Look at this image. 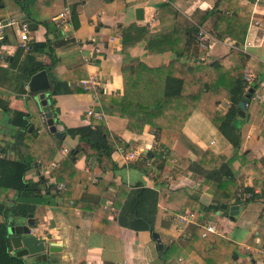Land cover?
<instances>
[{
	"label": "crops",
	"instance_id": "0c3cea01",
	"mask_svg": "<svg viewBox=\"0 0 264 264\" xmlns=\"http://www.w3.org/2000/svg\"><path fill=\"white\" fill-rule=\"evenodd\" d=\"M160 1L38 0L34 3L35 0H29L25 3L26 0H2L4 6L0 8V19L12 17L22 21L28 17L36 23L35 29H29V43L47 42L45 50L36 53L37 59L51 66L52 74L58 79L69 77L68 83H73L79 88L54 96V111H50L55 124L63 133L61 138H58L50 132L46 124L39 103L34 98L36 93L28 92L29 79L21 80L20 68L28 52H24L20 46L15 47L19 41L17 29L13 27L5 31L4 42L12 47L9 49L7 63H0V98L8 102L13 110L26 108L31 112L33 124L37 127L36 132L40 137L34 148H29L27 143L21 148L25 154L33 152L31 155H36L34 159L38 162V167L35 165L26 178L37 180L42 176L47 179L50 171L59 166L54 167L53 162L58 160L60 164L62 160L61 147L69 150L78 145L83 151H87L89 142L66 133V128L82 125L93 128V119L103 120L110 135H115L120 141L111 153L117 164L115 169L107 166L101 169L95 155L87 156L83 153L77 157L73 162L75 176H81L83 181L80 183L76 178L72 180V197L63 196V189H58V193L53 191L55 195L43 193L29 199L34 208L32 216L27 217L24 224L29 218L28 224L32 233L45 239L48 249L35 255L26 251L24 256L27 264H78L81 261L85 264H214L212 260L198 255L195 251L196 245L188 242L187 230L196 224H187L182 233L174 227L171 217L182 210H193L200 224H217L224 233L219 236L235 245L234 250H231L227 243L219 244L216 253L223 255L224 264H264V254L260 251H264V236H261L264 234V173H259L251 162L233 161L237 193L239 194L245 186H251L255 179H259L262 183L254 186V190L259 192L258 196L244 204L234 202V199L221 203L226 205L225 209L221 205L219 209H205V206L215 203L216 181L204 178L180 164L176 158L165 161L164 174L159 176V170L154 163L150 159L145 163L142 158V155L155 145L152 128L146 125L141 133L132 132L125 127L124 118L106 114L102 107L101 93L120 95L123 92L119 27L136 24L153 30L160 25L157 17ZM21 2H24L26 10L21 6ZM173 4L183 13L190 15L196 7H211L213 0H174ZM64 8H68L71 14L72 26L67 29L58 25V14ZM137 8L142 9L141 19L136 17ZM27 12L32 17L27 15ZM252 18L258 20L259 24L252 23ZM263 19L264 3L262 0H254L244 41L235 44L229 37L216 38L208 46L209 62L225 56L231 49L245 52V76L249 75L252 80L257 78L260 81L255 94L264 88ZM44 22L53 23V26H45ZM203 28L210 31L209 22L203 25ZM130 53L149 66L167 63L172 57L171 51L158 53L147 49L145 40L134 44ZM49 79L51 83V78ZM83 79L93 81L90 85L94 87H87L81 82ZM21 85L25 92L19 90ZM255 94L246 103L245 116L240 123V152L248 150L264 154V142L260 135L264 105ZM47 99L50 108V97ZM227 106V100H221L217 104L220 110H225ZM91 107L94 111L102 110L103 118L87 116L86 111ZM18 129L17 125L9 122V114L0 107V156L12 158L16 155L14 140ZM182 132L183 137L175 140L173 150L189 161H194L197 155L187 146L186 141L193 143L198 150H212L222 160L229 158L230 143L199 109L191 112ZM58 140L61 141L60 144ZM130 153L133 157H130ZM140 187L159 191L153 214L156 231L134 229L120 225L117 221L128 192ZM1 194L6 193L0 191V198ZM245 196L249 197L250 194ZM79 197L88 204L81 207L73 204ZM94 204L96 207H93ZM231 205H237L233 217L228 214ZM97 206L100 214L96 211ZM196 226L201 227L199 224ZM14 228V224L8 225L10 236V230ZM253 228L256 230L254 236H251L250 231ZM20 232L15 230L16 234ZM152 232L158 233V239L153 237ZM173 240L178 246L170 254L169 261H165L162 255L165 242ZM159 243L162 244L161 247ZM19 249L22 248H15L11 244L13 252ZM219 250L221 252H218Z\"/></svg>",
	"mask_w": 264,
	"mask_h": 264
},
{
	"label": "trees",
	"instance_id": "16d2710c",
	"mask_svg": "<svg viewBox=\"0 0 264 264\" xmlns=\"http://www.w3.org/2000/svg\"><path fill=\"white\" fill-rule=\"evenodd\" d=\"M37 1L35 0L34 3ZM173 1H160L157 7L160 25L153 30L136 24L119 27L123 92L120 95L101 93L102 107L106 114L124 118L125 127L132 132L141 133L146 125L152 128L155 145L143 154L142 158L145 163L147 159L154 163L159 170V176L164 174L165 161L176 158L180 164L201 174L204 178L216 181L215 203L203 206L205 209H219L221 203H228L231 199L244 204L258 196L259 192L254 190V186L262 182L255 179L251 186H245L238 194L233 161L251 162L258 172L263 174L264 154L248 150L240 152V123L245 116V111L239 108L238 101L243 95L252 98L260 81L257 78L250 83L246 81L244 77L246 55L241 50L231 49L225 56L209 62L208 47L199 45L196 34L200 27L209 22V29L215 38L229 37L235 44L242 43L245 39L254 0L248 2L213 0L211 7H196L190 15L178 9ZM20 4L26 10L23 2ZM3 6L0 0V8ZM27 15H29L28 12ZM44 25L47 26L48 22H44ZM73 25H76L74 15ZM141 40H145L147 49L158 53L171 51L172 57L167 63L149 66L130 53V48ZM46 45L47 42L30 43V51L24 58L20 75L22 81H27L38 70H47L51 78V86L47 92L51 102L50 109L53 110L55 95L73 92L79 88L73 83H68L69 77L58 79L52 74L51 66L37 59L36 53L45 50ZM19 90L25 92L23 85ZM29 94L33 93L29 92ZM221 100L228 101L225 110L217 107ZM0 107L9 114V122L19 127L14 140L16 155L12 158L0 156V191L6 193L1 194L0 198V264H27L24 256L27 251L25 248L21 247L22 249L16 252L11 250L12 243L7 229L8 225L14 224L15 230L20 232L28 214L34 208L29 199L41 196L43 193L55 195L53 191L56 190L54 193H58L56 186L60 182L65 183L62 190L63 196L72 197V180L76 178L80 183L83 181L81 176H75L76 170L73 162L83 153L87 156L95 155L101 169H105V166L115 169L117 164L112 159L111 153L120 141L115 135H110L103 120L93 119V128L87 125L66 128L65 132L71 136L76 135L88 141L89 148L83 151L77 145L69 149L68 154L62 157L59 166L50 171L47 178L49 182L42 176H39L37 180H32L26 178V175L35 165H37L36 168L38 167V162L34 159L36 155H31L32 149V153L25 154L21 148L26 143L29 148H34L37 140H40L36 132L37 127L32 121L33 115L26 108L13 110L2 98H0ZM194 109H199L205 114L230 143L229 158L222 160L210 149L198 150L189 141H186L187 146L197 155L194 161H189L173 150L175 140L183 137V126ZM260 135L264 142V116ZM60 142L58 140V144ZM46 163L47 161L44 162ZM158 194L159 191L148 187L130 190L119 212L118 223L134 229L145 228L156 231L153 214ZM245 194H250V196L246 197ZM83 200L79 197L73 201V204L80 205V207L87 205L88 202ZM93 207L96 205L94 204ZM96 211L100 212L98 206ZM103 212L106 214L105 210ZM255 230L253 228L250 231L251 236H254ZM103 231L108 233L104 229ZM202 231L201 227L191 225L187 230L188 242L196 245L195 251L198 255L212 260L214 264H224L223 255L216 253L219 244L226 245L227 243L231 250H234L235 245L216 233L207 232L202 235ZM111 233L116 234L117 232L111 231ZM261 236L263 237L264 234ZM176 246L178 245L175 240L165 242L162 252L165 261H169V256ZM78 264H85V262L81 261Z\"/></svg>",
	"mask_w": 264,
	"mask_h": 264
},
{
	"label": "built area",
	"instance_id": "2783aa9c",
	"mask_svg": "<svg viewBox=\"0 0 264 264\" xmlns=\"http://www.w3.org/2000/svg\"><path fill=\"white\" fill-rule=\"evenodd\" d=\"M262 3H264V0H262ZM154 18V17H153ZM263 26H264V19H263ZM252 23L259 24V21L252 18ZM58 25L62 28H69L72 26L71 22V14L70 10L68 8H64L61 12L58 14ZM15 27L17 29L18 38L19 41L17 44H15V47L20 46L24 52L30 51V43H29V25L28 23L24 21L17 20L15 18H1L0 19V63H7L9 49L12 47V45L6 44L4 42V33L7 29ZM196 39L199 45L201 46H209L212 42L215 41L214 35L210 32L204 29L203 27H200L197 34ZM249 43V41H247ZM262 43L264 44V38H262ZM245 79L248 83L252 81V78L249 75L245 76ZM82 83H84L87 87H94L93 85H90L91 81L90 79H83L81 80ZM255 96L262 102L264 105V88L263 91L258 92L255 94ZM87 116H94L97 119H102L104 116V113L102 110L94 111L93 108H89L87 111ZM69 152L68 148L61 147L60 153L62 156L67 155ZM130 157H133L132 153H130ZM149 162L148 159L146 160V163ZM59 165V161L55 160L53 162V166L57 167ZM57 189L61 190L64 189L65 185L64 183H58ZM171 220L173 222L174 227L180 231L181 233L184 232L185 227L187 224H199L201 225L203 231L202 235H205L207 232L216 233L218 235L223 236L224 233L222 230H220L215 223H205L200 224L197 221V214L193 210H182L180 212L175 213ZM261 253L264 254L263 250H260Z\"/></svg>",
	"mask_w": 264,
	"mask_h": 264
},
{
	"label": "water",
	"instance_id": "95a60500",
	"mask_svg": "<svg viewBox=\"0 0 264 264\" xmlns=\"http://www.w3.org/2000/svg\"><path fill=\"white\" fill-rule=\"evenodd\" d=\"M143 16L142 9L137 8L136 10V17L138 19H141ZM22 21L28 23L29 29L33 30L36 28V23L32 22L30 18L26 17ZM49 27L53 26V23L48 24ZM28 91L32 93H36L34 95V98L39 103V106L41 108V111L44 114V117L46 119V124L48 125V128L50 132L54 133L58 138H61L63 133L61 130L58 129V126L55 124L54 118L52 116V113L49 108L48 104V96L49 93L47 90L50 88L51 83L50 79L48 77L47 71L45 69L38 70L37 72L33 73L27 83ZM252 91V89H250ZM249 98L247 95H243L240 100L238 101V106L241 110H245V105L248 103ZM221 207L223 209L226 208L225 204H222ZM237 211V205H231L229 206L228 214L229 216L233 217V214H235ZM32 214L29 213L28 217H31ZM29 218L27 220L26 224L22 225L21 232L15 233V228L10 230L11 235L10 240L11 243L15 248L23 247L27 250V252L30 255L40 254L47 251L48 246L45 242V239L38 238L35 234L32 233V230L30 228V225L28 224ZM153 237L158 239V233L152 232ZM162 244L159 243V247H161ZM234 257H236L234 255Z\"/></svg>",
	"mask_w": 264,
	"mask_h": 264
},
{
	"label": "rangeland",
	"instance_id": "374dc122",
	"mask_svg": "<svg viewBox=\"0 0 264 264\" xmlns=\"http://www.w3.org/2000/svg\"><path fill=\"white\" fill-rule=\"evenodd\" d=\"M27 1H29V0H26V2L25 3H27ZM24 3V2H23Z\"/></svg>",
	"mask_w": 264,
	"mask_h": 264
}]
</instances>
